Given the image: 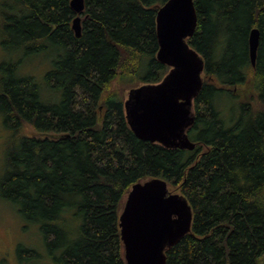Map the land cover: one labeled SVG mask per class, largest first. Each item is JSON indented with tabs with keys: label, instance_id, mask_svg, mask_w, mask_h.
I'll return each mask as SVG.
<instances>
[{
	"label": "trees",
	"instance_id": "1",
	"mask_svg": "<svg viewBox=\"0 0 264 264\" xmlns=\"http://www.w3.org/2000/svg\"><path fill=\"white\" fill-rule=\"evenodd\" d=\"M166 1L84 0L76 37L69 0H0V117L18 141L3 161L0 199L37 226L54 264H126L119 215L130 188L153 178L193 217L165 264H264V0H194L186 42L204 71L192 151L139 140L124 115L128 90L169 71L156 59ZM40 58L50 66L42 81L22 73ZM16 253L40 264L35 249Z\"/></svg>",
	"mask_w": 264,
	"mask_h": 264
},
{
	"label": "water",
	"instance_id": "2",
	"mask_svg": "<svg viewBox=\"0 0 264 264\" xmlns=\"http://www.w3.org/2000/svg\"><path fill=\"white\" fill-rule=\"evenodd\" d=\"M76 14L71 30L81 33L84 0H69ZM194 0H167L159 7L155 25L156 59L169 68L157 84L128 90L123 101L126 122L141 141L166 149L192 151L187 136L194 120L193 101L202 87L204 62L186 42L196 28ZM259 32L249 33V59L255 63ZM192 211L187 200L171 193L164 180L134 184L119 215V236L126 264H165V251L191 231Z\"/></svg>",
	"mask_w": 264,
	"mask_h": 264
},
{
	"label": "rangeland",
	"instance_id": "3",
	"mask_svg": "<svg viewBox=\"0 0 264 264\" xmlns=\"http://www.w3.org/2000/svg\"><path fill=\"white\" fill-rule=\"evenodd\" d=\"M5 60L4 52L0 48V64ZM47 63V59L40 58L37 61L25 64L22 67V73H29L36 80L42 81L44 73L50 68ZM47 98L52 102L56 100L57 95H49ZM33 134L34 131L32 129L26 132V135ZM15 137L16 135L10 128L4 127L0 117V180L4 174L3 161L6 153L12 146L16 145V142L18 143ZM41 237L37 226L25 222L17 214L13 206L0 199V264H34L31 262V259L30 262L28 260H19L16 253L18 245H22L26 249H35L41 255V259L39 260L40 264H54L53 260L47 254ZM28 256L26 255L25 259Z\"/></svg>",
	"mask_w": 264,
	"mask_h": 264
}]
</instances>
